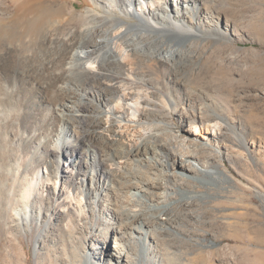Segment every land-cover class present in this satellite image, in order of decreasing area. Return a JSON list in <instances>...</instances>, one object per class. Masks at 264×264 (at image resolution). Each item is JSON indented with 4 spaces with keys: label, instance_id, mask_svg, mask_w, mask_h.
I'll use <instances>...</instances> for the list:
<instances>
[{
    "label": "bare ground",
    "instance_id": "6f19581e",
    "mask_svg": "<svg viewBox=\"0 0 264 264\" xmlns=\"http://www.w3.org/2000/svg\"><path fill=\"white\" fill-rule=\"evenodd\" d=\"M11 2L10 12L0 2L10 15L0 40L29 38L40 50L0 56V228L10 247L31 222L36 245L54 223L80 249L66 254L71 264H137L176 247L172 231L196 245L204 196L195 186L231 183L224 159L246 144L223 114L221 100L237 93L229 72L177 66L184 50L173 42L236 50L249 28L264 30V13L244 20L229 0H89L79 13L59 0Z\"/></svg>",
    "mask_w": 264,
    "mask_h": 264
},
{
    "label": "rangeland",
    "instance_id": "374dc122",
    "mask_svg": "<svg viewBox=\"0 0 264 264\" xmlns=\"http://www.w3.org/2000/svg\"><path fill=\"white\" fill-rule=\"evenodd\" d=\"M59 1L67 4L68 10L72 9L77 13L82 12L89 4V0ZM0 2L7 6L10 3V7H7L8 12L18 4L11 2V0H0ZM226 5L239 10L238 14L241 18L243 16L244 20H250L254 16L256 18L257 15L264 13V0H229L224 6ZM0 18L4 19L0 20L1 26L8 27L10 25V15H0ZM66 18L67 16L62 18L65 30L69 28V25H64ZM248 34L250 35L249 41L233 42L236 50L230 48L224 50L217 47L208 50L205 46H198L190 52H185V40L176 39L173 42L177 48L184 50L183 55L174 60L177 66H182L186 70L198 69L199 67L203 73L218 68L229 72L228 84L234 86V90L237 91L236 94L244 96L242 99H244L246 106L243 108L236 106L238 103L233 100L236 94L230 93L227 99L229 104L226 103L225 105V102L221 100L224 103L223 114L236 126L240 124L239 129L244 136L246 147L232 148L233 152H239L240 156L235 159V162L230 157L224 159L226 168L230 172L231 183L222 184L206 177L204 183L195 186V189H198L197 191H200L204 196V200L197 210L199 215L195 214L199 218V224L195 226V230L202 233L204 238L202 237L196 245H194L195 243H189V245L183 234L180 235L181 233L172 231L171 236L174 237L169 236L168 238L166 236L165 239H172L171 241L176 243V247H170V249L159 247L154 251L153 258L146 259L141 256L137 264H264V30L259 31L251 27L248 29ZM33 43L30 42L29 38L14 41L6 36L4 41L0 40V56L5 54L17 56V54L25 55V52L27 54L39 52L40 48L36 43ZM7 47H12V49ZM233 57L238 61L237 63H231L230 59ZM227 76L229 75L227 74ZM231 79L233 81L230 83ZM225 81L227 84V79ZM203 84L206 86L205 91L211 97L213 94L211 89L207 87L214 84L208 78L203 80ZM1 85L2 82H0ZM208 126L209 129L205 130V135L214 132L212 127L215 126L212 123H208ZM191 136L198 141H205L204 136L197 131H193ZM251 136H257L262 140V148L252 145ZM218 144L222 148L228 146L222 142ZM53 224H51L53 228L51 229L54 232L43 234L42 241L36 245L35 240L40 231L37 223L31 222L19 234L21 244H15L13 248L10 247L8 239L3 236L5 234L0 228V264H71L66 254L69 252L79 254L80 249L71 248L69 244L63 243V239L57 234L58 227L55 228ZM51 229L49 228V230ZM51 239L52 242L49 243ZM177 242L180 243L177 244ZM87 243L86 245H88ZM89 246L92 245L89 244ZM51 247L52 249H50ZM80 260L81 264H85L83 258L77 259V262Z\"/></svg>",
    "mask_w": 264,
    "mask_h": 264
}]
</instances>
